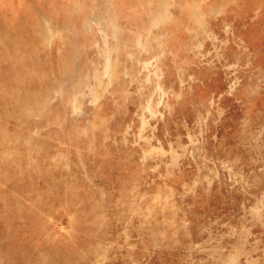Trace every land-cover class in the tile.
Listing matches in <instances>:
<instances>
[{"label": "rangeland", "instance_id": "374dc122", "mask_svg": "<svg viewBox=\"0 0 264 264\" xmlns=\"http://www.w3.org/2000/svg\"><path fill=\"white\" fill-rule=\"evenodd\" d=\"M0 264H264V0H0Z\"/></svg>", "mask_w": 264, "mask_h": 264}]
</instances>
